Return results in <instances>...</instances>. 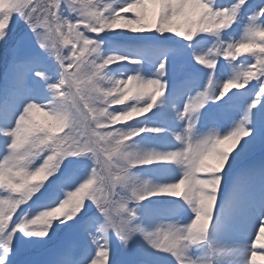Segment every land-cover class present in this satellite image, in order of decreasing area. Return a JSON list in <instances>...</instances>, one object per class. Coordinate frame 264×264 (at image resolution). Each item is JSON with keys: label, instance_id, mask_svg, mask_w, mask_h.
<instances>
[{"label": "snow or ice", "instance_id": "obj_1", "mask_svg": "<svg viewBox=\"0 0 264 264\" xmlns=\"http://www.w3.org/2000/svg\"><path fill=\"white\" fill-rule=\"evenodd\" d=\"M0 136V264L264 262V0H0Z\"/></svg>", "mask_w": 264, "mask_h": 264}, {"label": "rangeland", "instance_id": "obj_2", "mask_svg": "<svg viewBox=\"0 0 264 264\" xmlns=\"http://www.w3.org/2000/svg\"><path fill=\"white\" fill-rule=\"evenodd\" d=\"M113 50L119 52L120 54H128V49H126V48H117V49H113ZM116 74L118 75L119 73L117 72ZM6 143H7V141H6L5 137L0 136V156H3L5 154ZM18 258L20 260L16 264H22L23 263V257L18 256ZM257 264H264V262L258 261Z\"/></svg>", "mask_w": 264, "mask_h": 264}]
</instances>
